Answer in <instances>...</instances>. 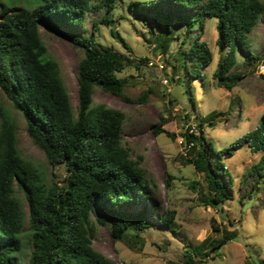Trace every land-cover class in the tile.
<instances>
[{
	"label": "trees",
	"instance_id": "obj_1",
	"mask_svg": "<svg viewBox=\"0 0 264 264\" xmlns=\"http://www.w3.org/2000/svg\"><path fill=\"white\" fill-rule=\"evenodd\" d=\"M42 2L32 10L0 2V90L22 114L27 136L47 162L65 166L67 175L64 184L46 185L38 169L19 154L17 125L0 105V264H17L26 216L31 232L28 264H115L93 249L96 226L108 227L113 240H122L130 230L141 232L153 226L146 213L151 199L149 179L141 166L143 158L132 159L122 143L124 113L94 104L92 96L95 88H101L129 104L143 103L146 95L130 99L124 93L125 82L116 74L130 67L131 59L93 39L98 24L112 23L108 15L116 0ZM129 8L150 17V23L166 33H171L175 24L185 27L182 44L187 47H180V52L192 105L191 81L200 80L203 85L202 71L213 59L207 43L200 40L204 18L218 20L216 44L226 50L214 72L217 87L231 91L243 79L233 72L238 55L254 60L246 38L264 15L263 0H138ZM94 9H104L105 14L93 23L90 36L79 34L87 12ZM40 28L82 50L77 63L75 111L56 62L41 40ZM194 31L197 33L191 36ZM162 126L152 128L151 133L174 140L176 135ZM180 137L193 153L187 164L203 175L208 192L200 190L199 200L205 206L217 208L232 197L233 181L223 160L239 147L247 145L252 152H261L251 173L261 176L264 171V114L254 130L220 151L201 128L199 134L186 131ZM190 186L197 189L196 182ZM16 190L23 194L26 209L15 197ZM175 215L173 210L165 211L159 224L172 228ZM224 243V239L217 241L210 251ZM195 256L186 255L181 264L200 263Z\"/></svg>",
	"mask_w": 264,
	"mask_h": 264
},
{
	"label": "rangeland",
	"instance_id": "obj_2",
	"mask_svg": "<svg viewBox=\"0 0 264 264\" xmlns=\"http://www.w3.org/2000/svg\"><path fill=\"white\" fill-rule=\"evenodd\" d=\"M133 1L138 0H116L114 10L108 15L112 23L110 26L98 24L93 39L96 44L131 59V66L116 75L124 80L123 91L130 99L146 95L145 101L126 104L101 88H95L92 97L94 104L106 105L125 115L122 143L132 159L143 158L141 166L148 173L151 197L146 203V213L154 224L141 232L130 230L122 240H113L108 227L97 225L92 247L115 264H181L190 253L196 254L194 260L201 261L198 264H264V171L261 176L251 173L262 153H254L243 145L232 157L223 160L233 181L232 197L212 208L200 202V190L204 194L208 192L203 175L192 164H187L186 160L193 153L180 144L182 133L199 134L201 128L204 137L220 151L260 123L264 114V15L246 38L254 60L247 61L246 54L237 56L233 72L243 79L231 91L217 87L214 79L217 63L226 53L216 44L218 20L204 18L200 40L207 43L213 59L202 71L203 85L200 80L191 81L192 105L186 93L184 56L180 52V47H187V43L182 44L185 27L175 24L171 33L159 30L150 23V17L130 10L129 4ZM0 2L10 8L28 10L43 4L42 0ZM104 14V9L87 12L79 34L90 36L93 23ZM196 33L192 32L191 36ZM39 34L56 62L58 75L75 111L77 63L82 50L73 48L66 38L42 28ZM0 105L17 125V149L21 157L38 169L46 185L64 184L65 166H51L47 162L45 154L27 136L22 114L1 90ZM160 123H163L162 129L176 135L174 140L164 134L151 133ZM192 182H196L197 189L190 186ZM15 197L26 209L25 198L19 190ZM250 199L252 203L246 207ZM167 210L176 213L170 229L159 224ZM20 238L21 249L15 260L17 264H28L31 232L27 216ZM221 239L225 243L211 252V246Z\"/></svg>",
	"mask_w": 264,
	"mask_h": 264
},
{
	"label": "water",
	"instance_id": "obj_3",
	"mask_svg": "<svg viewBox=\"0 0 264 264\" xmlns=\"http://www.w3.org/2000/svg\"><path fill=\"white\" fill-rule=\"evenodd\" d=\"M251 203H252V199H250V202H249V204L246 205V207L250 206Z\"/></svg>",
	"mask_w": 264,
	"mask_h": 264
},
{
	"label": "built area",
	"instance_id": "obj_4",
	"mask_svg": "<svg viewBox=\"0 0 264 264\" xmlns=\"http://www.w3.org/2000/svg\"><path fill=\"white\" fill-rule=\"evenodd\" d=\"M164 82H166V81H164ZM180 144H183L182 138H181V140H180Z\"/></svg>",
	"mask_w": 264,
	"mask_h": 264
}]
</instances>
